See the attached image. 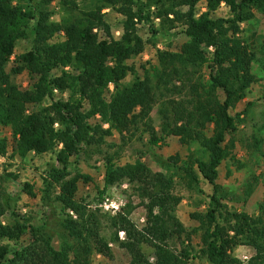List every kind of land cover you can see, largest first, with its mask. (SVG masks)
<instances>
[{
    "label": "trees",
    "instance_id": "obj_1",
    "mask_svg": "<svg viewBox=\"0 0 264 264\" xmlns=\"http://www.w3.org/2000/svg\"><path fill=\"white\" fill-rule=\"evenodd\" d=\"M53 1L0 0V125L10 128L14 139L13 144L0 136V155L5 156L10 148L22 157L30 152L55 155V165L42 178V199L49 198L53 183H58L56 200L71 241L57 247L40 227L16 211L14 198L6 197L0 185V264H92L94 254L113 256L111 242L129 252V264H188V250L176 252L169 245L175 232L186 230L175 214L182 199L174 193V175L150 170L142 158L119 164L112 156L105 160L103 188L89 174L71 175L72 158L79 157L85 145L101 142L114 130L130 132L140 123L151 145L177 136L190 149L178 166L189 188L199 186L202 179L212 186L207 210L191 214L199 222L208 261L243 264L232 251L248 245L255 254L247 264H264V204L258 216L230 210L219 182L222 163L236 160V142H227L226 132L237 131V122L244 121L237 119L247 115L254 104L249 102L236 117L231 112L257 81L253 73L256 53L243 36L241 24L253 18L255 10L264 11V0H83V7L65 0L73 16L61 22L52 20L49 8ZM200 4L206 10L199 13ZM223 4L229 15L215 16ZM106 8L124 17L118 36L105 18ZM154 18L159 20L158 27ZM142 22L155 35L181 26L187 39L178 50L156 48L149 59L136 65L134 57L144 55L148 44H158L140 34ZM29 38L31 48L19 54L9 68L17 43ZM204 67L210 78L194 80ZM23 73L28 76L25 88L14 80ZM175 81L181 82L174 89L181 97L169 99L170 110L163 116L160 133L149 122L156 89ZM56 92L68 93V98H57ZM105 123L108 128L103 127ZM210 125L219 133L210 132ZM195 143L201 150L198 156L191 152ZM168 159L174 164L181 161L179 154ZM1 177L7 181L19 178L8 172ZM81 181L94 183L100 198L114 185L129 183L144 200L145 227L138 229L122 212L109 215L93 209L79 198ZM21 191L37 197L35 186L28 181ZM252 191L250 185L246 194ZM105 229H109V238ZM121 231L124 240L119 238ZM144 244L155 248L156 262L150 261Z\"/></svg>",
    "mask_w": 264,
    "mask_h": 264
},
{
    "label": "rangeland",
    "instance_id": "obj_2",
    "mask_svg": "<svg viewBox=\"0 0 264 264\" xmlns=\"http://www.w3.org/2000/svg\"><path fill=\"white\" fill-rule=\"evenodd\" d=\"M63 1L65 0H54L49 8L52 13V20L55 22H61L64 18L73 16L70 7L64 6ZM71 1L80 4L82 7L84 6L83 0ZM199 10L200 13L205 11L206 8L203 4H200ZM103 12L110 24L112 33L118 36L122 28L123 15L111 8H106ZM228 15L229 9L224 4L215 13V16L218 17ZM154 25L155 27L159 26L158 19L154 18ZM138 26L140 34L145 39L154 38L158 44L156 47L148 44L144 55L134 57L133 61L136 65L149 59L156 48L178 50L187 39L185 34L182 33L181 26L172 29L170 32L163 31L162 34L157 35L151 32L148 23L142 22ZM241 26L244 30L243 36L248 38V43L251 45L253 52L256 53L253 73L257 77V81L252 84L247 97L240 101L236 109L231 112L236 117L237 113L241 112L249 102L254 104L250 107L247 115L242 114L237 119H244L242 122H237V131L226 132L227 142L231 139L236 142V147L233 150L236 160L229 158L222 163L219 168V182L223 185L225 195L223 202L227 204L230 210L245 211L253 216H258L262 212L261 205L264 204V11L255 10L254 17L242 23ZM98 32L103 35V31L98 30ZM31 44L30 38L20 40L17 43L9 68L15 65L13 61L19 54L31 48ZM208 70L204 67L194 80L201 78L202 81H207L210 78ZM169 74L170 70H167L165 74L167 79ZM131 78L130 75L127 80L130 81ZM14 80L22 88L28 86L26 73L16 75ZM154 81L158 86L159 83L155 79ZM180 85V81H175L167 85L163 83L160 88L156 89V103L152 107L149 122L160 133L163 116L170 110L169 99L181 97L174 90ZM113 88V85H111L110 90H113ZM68 95V93H55L57 98H61V96L68 98ZM99 118L98 116V121ZM98 121L92 120V123L96 124ZM108 126L107 123L103 124L104 128H108ZM209 128L210 132L219 133V129L214 125H210ZM143 130L144 124L140 123L135 128L133 127L130 132L121 134L114 130L112 135H105L101 142L85 145L80 156L72 158L71 175L77 172L89 174L99 184L100 188H103L107 156L114 157L119 164L135 162L142 158L146 167L150 170L174 175V193L182 199L176 207L175 214L186 230L181 234L175 232L173 238L169 240V245L176 252H180L183 248L187 249L191 254L188 264H212L202 251L203 243L199 222L191 216L193 212L207 210L212 186L202 179L199 186L189 188L185 180L181 178L178 166L184 163L190 149L182 145L177 136H169L161 145L153 146L149 143V135L144 133ZM0 136L8 137L14 144L10 128L0 125ZM12 150L10 148L5 156L0 155V185L5 192V196L14 198L12 204L16 206V211L27 216L31 224L40 227L52 243L57 247H61L65 240H71L62 226L61 206L56 200V195L60 190L58 183H53L50 189V197L45 200L42 199L45 186L42 178L47 174L48 169L55 165V155L53 153L38 155L35 152H30L27 156L22 157L13 154ZM191 152L195 153L196 156L201 154L197 143L192 145ZM172 154H179L181 161L177 164L172 163L168 159ZM5 169L7 170L5 171ZM6 172L18 174L19 178L10 179L9 181L2 180L1 176ZM25 181L35 186L37 197H30L21 191L22 184ZM250 185L253 187V191L250 195H247L246 192ZM200 188L204 191L201 192ZM78 195L80 199H86V203H91L93 209L99 208L101 213L115 215L122 212L135 223L138 229L145 227L146 208L144 200L137 190L127 182L114 185L103 198H100L94 183L81 181ZM10 216V213L5 215L4 220L7 221ZM103 233L109 238V229H105ZM119 238L120 240L126 238L124 231L119 233ZM110 246L113 256L106 257L101 254H94L92 264H129L131 255L125 248L113 242L110 243ZM143 250L151 262H156L155 248L152 245L144 244ZM232 254L241 260L243 264H247L255 254V250L248 245H238L234 248Z\"/></svg>",
    "mask_w": 264,
    "mask_h": 264
}]
</instances>
